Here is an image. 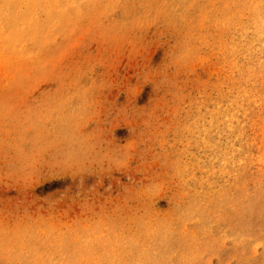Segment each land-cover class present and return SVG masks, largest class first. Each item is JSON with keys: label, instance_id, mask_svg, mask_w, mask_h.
Listing matches in <instances>:
<instances>
[{"label": "rangeland", "instance_id": "obj_1", "mask_svg": "<svg viewBox=\"0 0 264 264\" xmlns=\"http://www.w3.org/2000/svg\"><path fill=\"white\" fill-rule=\"evenodd\" d=\"M0 264H264V0H0Z\"/></svg>", "mask_w": 264, "mask_h": 264}]
</instances>
